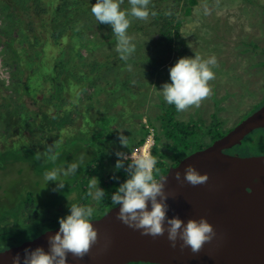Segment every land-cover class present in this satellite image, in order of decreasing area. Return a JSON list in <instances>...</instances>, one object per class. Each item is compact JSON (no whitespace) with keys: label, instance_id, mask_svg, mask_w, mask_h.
I'll use <instances>...</instances> for the list:
<instances>
[{"label":"rangeland","instance_id":"rangeland-1","mask_svg":"<svg viewBox=\"0 0 264 264\" xmlns=\"http://www.w3.org/2000/svg\"><path fill=\"white\" fill-rule=\"evenodd\" d=\"M154 1L151 0L149 8L156 12L157 8H151ZM159 1L163 2L161 7L168 8L167 10L177 6L181 8L182 12L177 16L183 21L182 35L186 40V45L180 50L175 49V52L170 51L161 40L159 30H151L153 27H149L155 16L150 15L146 21L131 20L130 26L138 23L142 27H148V29L142 28L138 33L134 30H127L132 42L136 45L135 54L127 61V64L132 65V70L127 69V64L125 68L117 70L116 60H111L109 63L114 69L109 70L110 74L107 78L110 91L112 90L110 95L106 100L97 102L95 106L86 105L84 109L85 112L90 110L95 117L104 114L101 119L97 120L98 124L96 125L95 122L92 128L93 133L95 130L100 132L102 129L97 136L92 133L91 136L65 138L59 143L60 148L57 149L59 158L55 164L44 158L39 161L35 159V153L38 150L42 152L47 145L55 141L52 136L49 138V134L41 135L36 130L35 121L25 125L26 133H32L37 143L33 144L36 147L23 145L24 148L21 150V160L24 161L21 163L23 164L19 162L14 164L13 159L7 158V151H5L7 146L0 141V165H2L0 167L2 169L0 170V187H3L0 195H4V188H6L5 195L7 196L5 201H0V219L4 213V204L9 207L17 206V209L19 206L16 204L17 200L23 203L19 209L12 212V215L18 213L17 216L20 219L7 216L6 220L0 222V229L5 232H18L22 231L20 228L28 224H39L49 220H57L59 223L60 218L70 214L71 203L94 207L96 211L90 219L100 215L98 206L100 201L92 200L88 203L86 191L83 190L88 187L89 175L86 171L88 163L94 157L99 160V156L104 153L105 149L106 157L101 163L103 166L100 167L107 172H113L114 162L120 158L116 153H122L123 163H126L125 155L132 154L134 151L128 150V147H122L118 138L115 143H105V136L111 132L117 133L118 137L117 130H123V135L130 137L131 142H135L137 146L144 133L142 130L141 135L138 132L139 128L144 127L150 133L154 130L153 156L155 157L156 148L158 153L167 155L165 161L172 162L170 157L173 155L171 147L174 142L166 136L163 128L165 122L162 118L166 109L171 105L164 101L159 90L163 83L171 82L169 68L181 57L194 58L198 55L203 59H208L215 56L218 62V67L212 68L215 78L208 82L213 95L203 100L200 107L190 106L183 112L174 110L173 120L198 124L197 128L200 131L197 141L201 147L212 143L214 135L210 131L223 133L235 127L240 121L242 122L254 105L264 99V0H198L191 15L183 12L185 0H180L177 5L173 0ZM12 5L11 14L16 11L15 3ZM17 7L20 8V5ZM129 9L128 0H124L121 10L127 12ZM91 21H95L94 16ZM12 27V23L5 20L3 22L2 16L0 17L1 33ZM5 39L1 38L0 42L2 43ZM1 43L0 90L6 92L2 82L5 81L9 86L11 70L3 64L2 59L6 50L3 49ZM82 55L86 58L88 53L82 51ZM134 59L136 62L132 61ZM121 71H124V74ZM99 85H104L102 80L99 81ZM129 85H131L130 90L127 91L126 86ZM6 103L8 101L0 93V113L3 111L2 105ZM97 109L100 110L97 111ZM80 122L83 123L81 120ZM85 127L87 128L88 124ZM150 133L148 132L149 135ZM259 133L260 131L248 136L244 145L237 146L235 151L237 150L240 154L245 153L246 156L261 154L259 152L264 151V132L262 133L263 138H255ZM7 139L11 143L9 145H12V142H16L17 146L21 144L17 133L14 136H8ZM39 141H42L40 145ZM145 145L146 143L142 149ZM242 147H245L247 151H242ZM81 154L84 155V163L77 170L76 176L62 177L66 181L64 188L59 192H53L52 189L57 187L58 182L50 181L46 185L43 173L53 167L66 166L75 162ZM156 158L158 160V156ZM38 213L41 215L37 216ZM29 235L23 233L19 238ZM28 238L24 241L30 240ZM11 242L13 241L8 243Z\"/></svg>","mask_w":264,"mask_h":264},{"label":"trees","instance_id":"trees-1","mask_svg":"<svg viewBox=\"0 0 264 264\" xmlns=\"http://www.w3.org/2000/svg\"><path fill=\"white\" fill-rule=\"evenodd\" d=\"M173 1L175 5L180 2V0ZM12 3H15L16 9L13 14H11ZM95 3L96 0H0L2 21H9L13 24L12 29L4 33L0 31V40L6 38L2 43L0 42L6 50L2 61L4 66L11 70V84L7 86L5 81L2 82L6 92L0 90L8 101L2 105L3 111L0 113V128H2L0 129V141L7 146L5 150L7 158L13 159L14 164L24 162L21 160L23 145L36 147L33 144L37 143V140L32 133H26L25 128V125L30 124L31 121L37 123L36 130L41 135L49 134V138L52 136L59 144L68 137L91 136L94 123L96 122L97 125V120L104 116L103 114L95 117L90 110L85 112L84 109L89 105L95 106L97 102L106 100L110 95L112 90L110 91L107 78L110 74L109 70L114 67L109 62L116 60L117 70L125 68L126 63L121 60L116 51V39L111 27L98 24L96 20L91 21L93 19L91 6ZM197 4L198 0H185L182 8L184 14L191 15ZM17 5H20V8ZM162 5L163 2L159 0L152 3L151 8H157V15L154 21L150 22L149 27H153L151 30H159L163 43L170 51L175 52V49L180 50L186 45V40L182 35L183 21L177 16L182 10L179 6L172 7L170 8L172 15L165 16L164 13L168 8L161 7ZM142 28L148 29L137 23L130 26L128 30L138 33ZM82 51L88 53L86 58L83 57ZM132 61L136 62L135 59ZM121 72L124 74V71ZM100 80L104 83L103 86L99 85ZM130 86H126L127 91L130 90ZM174 110L175 106L171 105L162 116L166 136L176 143L173 149L180 155L191 154L203 149L204 147H201L197 141L200 131L197 128L198 124L192 122L189 126H185L182 122L173 120ZM86 124H88L87 128ZM142 130L143 138L137 146L135 142H131L129 137L128 150L133 151L145 143L148 130L144 127L139 128L138 132L141 135ZM117 131L119 134L123 132V130ZM100 132L95 130L93 135L97 136ZM211 132L214 135L213 140L223 136L221 132ZM15 133L20 136V146H17L16 142L9 145L11 143L7 137L14 136ZM116 138H118L117 133L111 132L105 136L104 142L115 143ZM40 143L42 141L38 142L39 145ZM38 152L41 151L38 150ZM154 154L156 157L155 151ZM105 157L104 149L99 160L94 157L86 168L89 175L87 184L96 175L98 187L105 192L98 204L101 214L93 219L102 217L114 206L111 203V195L128 178L126 170L130 162L123 163V167L119 170L114 168L113 172H107L100 167L103 166L101 163ZM89 167H91L90 170ZM156 167H163V163L158 162ZM2 188L0 187V190ZM83 190L86 191V199L89 203L92 198L87 195L88 187ZM5 191L6 188H4V195H0V201H5L7 197ZM16 204L19 205L17 208L19 209L23 203L17 200ZM3 206L4 213L0 222L6 220L7 216L20 219L17 216L18 213L12 215V212L17 210V206L9 207L5 204ZM58 227L57 220H49L39 224L25 225L20 228L22 231L18 232H5L0 229V240L2 239L0 252L20 244L28 237V239H34ZM23 233L30 235L19 238ZM10 241L13 242L8 243Z\"/></svg>","mask_w":264,"mask_h":264},{"label":"water","instance_id":"water-1","mask_svg":"<svg viewBox=\"0 0 264 264\" xmlns=\"http://www.w3.org/2000/svg\"><path fill=\"white\" fill-rule=\"evenodd\" d=\"M264 128V106L248 116L233 130L208 147L186 156L167 174V218L178 217L184 224L189 219L206 218L216 237L205 243L198 254L190 248L171 247L167 231L155 239L141 235L116 219L115 206L98 219H91L98 230L99 242L82 260L67 257V264H264V156H238L227 153L254 131ZM187 165L200 174L207 173L206 184L181 185L174 177L182 175ZM160 198L158 197V200ZM151 210L150 202L148 204ZM165 227H167L165 222ZM59 227L38 237L26 240L0 253V264H12L19 254L23 264L25 249H50L49 237Z\"/></svg>","mask_w":264,"mask_h":264},{"label":"clouds","instance_id":"clouds-1","mask_svg":"<svg viewBox=\"0 0 264 264\" xmlns=\"http://www.w3.org/2000/svg\"><path fill=\"white\" fill-rule=\"evenodd\" d=\"M123 3L124 0H96L91 6V13L98 24L111 27L116 39V51L127 64L136 52V45L127 32L131 20L146 21L150 15L156 16L157 12L150 11L151 0H128L130 9L127 12L121 10ZM164 15L171 16V10L165 11ZM214 67H218L215 56L208 59L198 55L194 58L181 57L169 68L171 82L163 83L159 93L168 105L175 106L177 112H183L190 106L200 107L203 100L213 95L208 82L215 78L212 71ZM127 69L131 71L132 65L127 64ZM10 84L11 80L8 85ZM118 140L122 147H128L129 137L123 135V132H120ZM154 147L155 145L152 148V156L140 154L132 157L131 161L126 160L130 162L126 170L128 178L111 195L113 207L119 206L116 219L130 228L140 230L141 235H150L154 239L163 236L167 231V239L171 242L172 248H176L177 241H180L181 251L190 248L193 254H198L205 243L212 242L216 232L203 217L199 220L189 219L186 224L178 217L167 218L165 201L168 197L164 191L166 176L160 175L157 179L154 175V172H160L156 167L158 160L153 156ZM58 148L59 144L54 141L42 152L35 153V159L39 161L44 158L55 164L59 158ZM116 155L120 157L115 165L119 170L123 167V154L117 152ZM83 163L84 155L81 154L75 162L45 171L43 179L46 185L50 181L58 182L52 191L59 192L66 182L62 177L76 176ZM174 179L181 185L187 183L195 187L206 184L209 176L207 173L200 174L193 165H187L183 175L177 171ZM87 195L97 202L104 197L105 192L98 187L96 177L91 178ZM95 211L92 206L71 203L70 214L59 219V231L49 237V251L45 252L40 247L34 250L25 249L23 264H67L69 255L75 260H82L90 253L92 246L99 242L98 230L93 227L90 220ZM12 264H20L19 254L13 257Z\"/></svg>","mask_w":264,"mask_h":264},{"label":"flooded vegetation","instance_id":"flooded-vegetation-1","mask_svg":"<svg viewBox=\"0 0 264 264\" xmlns=\"http://www.w3.org/2000/svg\"><path fill=\"white\" fill-rule=\"evenodd\" d=\"M264 106V99L263 100H261L259 103H257L256 105H254V107L252 108V110L251 111H249V113L247 114V115H245V117L243 118V120L244 119H246L248 116H250V115H252L253 113H255L256 111H258V110H260L262 107ZM242 120V121H243ZM178 122H181V121H178ZM185 126H189V123H184V122H182ZM240 123H241V121H240ZM187 124V125H186ZM238 125V124H237ZM236 125V126H237ZM235 126V127H236ZM235 127H232V128H229L228 130H226V131H224L223 132V136L224 135H226V134H228L231 130H233ZM258 131H260V133H259V135H256V137L255 138H263L262 137V133L264 132V128H260V129H258V130H256V131H254L253 133H251L249 136H251V135H253L255 132H258ZM222 136V137H223ZM221 138V137H220ZM247 138V137H246ZM219 139V138H218ZM214 141H216V140H213L212 141V143H214ZM245 141V140H244ZM244 141H243V143H242V145L241 146H243L244 145ZM211 143V144H212ZM175 144L176 143H174V145L173 146H175ZM183 144V143H182ZM210 144V145H211ZM240 146V145H239ZM237 148V146L236 147H233L232 149H230V150H226V152L227 153H230V154H233V155H238V156H246V154L245 153H239V152H237V150L235 151V149ZM171 150H172V152H173V155L170 157V160H173L172 162H167V161H165V159L167 160V155L166 154H162V153H158V150H156V148H155V152L157 151V155H156V157L158 156V162H162L163 163V167H161V168H159L160 169V172L159 173H155L154 172V175L156 176V178L158 179L159 178V176L160 175H165V174H167L173 167H175V166H177L183 159H184V157H186L187 156V154L186 153H183V155H180V153L178 152V151H175L174 149H173V147H171ZM242 151H247V149H245V147H242ZM259 153H261V154H257V155H252V154H249V155H247V156H264V151H261V152H259ZM126 162H128V161H126ZM158 168V167H157ZM113 207V206H112ZM111 207V208H112Z\"/></svg>","mask_w":264,"mask_h":264},{"label":"built area","instance_id":"built-area-1","mask_svg":"<svg viewBox=\"0 0 264 264\" xmlns=\"http://www.w3.org/2000/svg\"><path fill=\"white\" fill-rule=\"evenodd\" d=\"M149 133H150V131H149ZM148 141H150V142H148ZM145 143L149 146V149H148L147 152H144L142 150V147L136 148L133 151L132 154H126L125 155V160L131 161L132 160V157H135V156L140 155V154L151 155L152 156V148L155 145L154 130L152 131V133H150V135L148 134V140H146Z\"/></svg>","mask_w":264,"mask_h":264},{"label":"bare ground","instance_id":"bare-ground-1","mask_svg":"<svg viewBox=\"0 0 264 264\" xmlns=\"http://www.w3.org/2000/svg\"><path fill=\"white\" fill-rule=\"evenodd\" d=\"M186 125H187V124H186ZM204 148H205V147H204ZM204 148H203V149H204ZM148 149H149V146L146 144V145L143 147L142 150H143L144 152H147ZM93 176H94V174H93ZM94 177H96V176H94ZM109 192H110V191H109Z\"/></svg>","mask_w":264,"mask_h":264}]
</instances>
